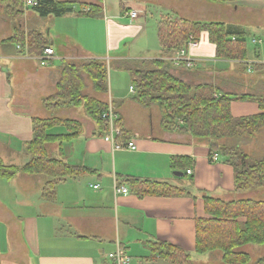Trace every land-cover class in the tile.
Listing matches in <instances>:
<instances>
[{"label": "crops", "instance_id": "0c3cea01", "mask_svg": "<svg viewBox=\"0 0 264 264\" xmlns=\"http://www.w3.org/2000/svg\"><path fill=\"white\" fill-rule=\"evenodd\" d=\"M124 1L117 0L111 8L105 2V13L109 12L111 16L102 12V16L95 19L74 14L55 18L50 15L54 19H51L47 35L36 27L27 28L26 24L38 20V14L31 8H24V14L14 18L16 24L12 22L10 33L0 37V161L16 166L26 163L31 157L26 144L33 137L32 119L56 116L79 121L81 131L68 137L71 132L65 126L49 128L47 134L62 136L64 140L48 143V154L68 164L93 170L91 174L57 183L54 201L41 197L47 180L37 177L41 175L19 172L10 179L0 177V264H115L109 253L117 249L129 259L122 264H168L162 259L145 260L150 254L149 243L154 240L188 251L194 264H224L217 251H196L195 219L206 217L204 194L221 199H228L233 194V167L220 155L218 160L210 161L207 141L196 140L189 133L176 129H163L157 106L159 119L152 111L156 107L141 106L147 112L139 111V104L132 99L134 89L129 69L141 67L144 61L153 58L169 60L171 55V51H164L160 45L155 47L149 42L146 25L149 4L157 3L166 11L165 15L161 11V18L224 22L242 31L248 43L255 38L253 31L264 41V24L261 23L264 1L222 4L217 8L226 19L219 20L210 19L214 5L205 0ZM129 10L137 11L136 18L124 15ZM241 12L258 16L260 23L256 21L258 26L253 27L254 30L236 22L234 16ZM50 16L46 18L50 20ZM15 28L24 34L28 30L43 34L46 46L52 47L55 53L48 64L41 65L35 54L25 55L18 51L15 45L19 42L6 40ZM98 31L103 39L101 50L92 46L98 38L94 33ZM126 41H130L131 46L127 51L121 50ZM6 42L11 44L13 51ZM189 53L194 59L193 66L185 69L170 64L171 74L190 85L210 84L219 92L264 96V79L258 78H264L261 74L264 67H254L255 64L264 65V43L248 48L245 60H227L216 57L215 45L210 42L207 31H202L198 45ZM105 58L109 63L118 62L111 71L112 77L111 73L107 75L106 96L102 93L103 96L98 97L86 77L82 93L87 90V95L83 93L85 96L113 107L127 133L126 140L117 139L120 131L117 127L113 138L116 142L134 141L136 148L133 150H114L112 143L104 140L108 132L102 133L86 112L77 114L75 106L68 101L49 107L50 111L43 102L56 91L65 64H79L89 59L106 62ZM128 63L133 67H127ZM238 63L244 65L243 69L236 66ZM242 70L258 76L241 74ZM117 72H124L126 81H130L125 95L117 83L118 79L124 82V77L117 76ZM234 87L241 91L237 92ZM230 112L234 117H247L264 113V109H260L255 100L234 99L230 103ZM262 134L264 126L250 137L253 146L249 148H245L249 139L245 140L243 136L227 142L252 158H263L264 137H259ZM258 137L259 141H256ZM172 158L183 159L176 160L172 167ZM188 169L191 170L189 174ZM125 177L167 181L186 188L191 195L138 197L124 181ZM121 186L127 187L128 191L116 192L115 189ZM255 192L264 195V187ZM245 246L239 250L250 256L248 249H242ZM251 246L252 251H256L264 244ZM260 258H264V254L256 260Z\"/></svg>", "mask_w": 264, "mask_h": 264}, {"label": "trees", "instance_id": "16d2710c", "mask_svg": "<svg viewBox=\"0 0 264 264\" xmlns=\"http://www.w3.org/2000/svg\"><path fill=\"white\" fill-rule=\"evenodd\" d=\"M31 9L40 17H61L66 14L95 18L102 12L101 1L98 3L79 4L88 8L75 10L74 0H36ZM213 4L240 3L244 0H207ZM264 1V0H263ZM24 0H0L5 12L10 17H21L24 14ZM157 39L164 51H173L185 45L191 36L198 40L202 31H207L210 42L215 45L217 58L227 60H245L248 46L244 33L232 28L224 22L193 21L180 17L161 18L156 26ZM9 42H27L28 51L38 55L46 46V40L39 31L28 30L26 34L15 28L13 34L6 39ZM170 60L153 58L143 62L141 67L129 69L131 84L134 89L133 100L144 108L157 106L161 115L163 129H176L189 133L199 141H207L209 153H217L233 167L234 191L243 193L264 185V157L253 159L236 145L221 143L222 139L240 137L245 133L254 135L264 126V113L247 117H234L230 112L232 100H255L260 109H264V96L252 94H230L219 92L210 84L190 85L169 72ZM255 68L264 65L255 64ZM83 73L92 82L97 92L107 90V65L100 59H89L81 64L68 63L61 70L56 84V91L46 97V107H52L68 101L74 106L82 105L87 115L99 126L100 131L108 132V123L101 115L108 104L95 98L85 96ZM33 137L27 142L26 150L30 159L21 166L4 164L0 161V177L10 179L16 173L47 176L41 197L46 201L55 200V187L60 181L91 174L93 170L71 165L61 158L51 157L47 152V144L61 142L62 136H51L46 131L62 125L70 130L68 137L81 131L79 121L72 118L50 116L32 119ZM120 129L117 139L126 140L127 133L121 127L120 119L115 121ZM62 137V138H61ZM67 138V137H65ZM172 158L171 166L176 160ZM133 192L138 197L145 195L182 196L191 195L186 188L178 187L167 181L125 177ZM206 217L195 219V247L197 252L217 251L224 264H248L250 256L239 249L247 244H264V200L251 197L238 199H221L208 194L203 195ZM150 254L145 260L162 259L168 264H194L190 253L170 243L154 240L149 243ZM253 264H264V258Z\"/></svg>", "mask_w": 264, "mask_h": 264}, {"label": "rangeland", "instance_id": "374dc122", "mask_svg": "<svg viewBox=\"0 0 264 264\" xmlns=\"http://www.w3.org/2000/svg\"><path fill=\"white\" fill-rule=\"evenodd\" d=\"M86 1H89V2H86ZM116 1L117 0H102V3H100L98 0H77L76 1L77 3H75L72 7L75 10H80V9H83L84 10L85 8L82 7L79 4L80 2H84V3H90V2L91 3H98L99 2L101 4V6H103V7L105 6V2H106V4H108L110 6V8H111L113 5H115V2ZM126 1H128V0H126ZM126 1H124V2H126ZM205 1H207V0H205ZM207 2H209V1H207ZM212 5H214V6H212V10H211V13H210V16H211L210 19L211 20L226 19V16L220 12V9L219 8H217V7H221L222 4H212ZM103 7H102V10H103L102 11V14L105 13V7H104V9H103ZM161 11L164 12L163 13L164 15L166 14V11H164L157 3H151V4H149V6L147 8V14H146V16H147V24L146 25L148 27V39H149V42H153V44H154L155 47H159V41L157 39V29H156V26H157V21L161 18V15H160L161 14ZM105 14L111 16V14L109 12L108 13H105ZM53 17H51L50 20H48V18H46V17H38L37 16V19H38L37 21L32 22V23H28V24H26V26L28 25L27 28H34V27H36V28H38V30H40L41 32H43L44 34L47 35L48 26H50V24H52L51 19H54L55 18V17L54 18ZM234 17H235L234 19L236 20L237 23H239V25H242L243 27H247V28H249L251 30H254L253 27L258 26V23H260V21L258 19V16L256 14L250 13V12H241L239 15H235ZM95 18H98V17H95ZM87 21H89V20H87ZM12 22H14L16 24V21L14 20V17H10L9 15H7L6 12H5V10L3 9V7L0 6V37L6 36V34L8 35V33H10V28H11ZM92 23H93L92 25H94L95 22H92ZM261 23L264 24V18L261 19ZM84 28H86V27L84 26ZM101 31H102V29H101ZM101 31H98L97 34L93 32L95 36L98 35V38H97L96 42L92 43V46L93 47H96L98 50L103 49V39L100 36V32ZM251 33L253 34L252 36H254L255 38H258L257 37V34L258 33L254 32V31L251 32ZM262 39H263V37H262ZM6 43L8 45L9 50L13 51V48H12L11 44L8 43V42H6ZM129 46H131L130 41H126L124 44L121 45V50L127 51V47H129ZM247 46H248V48H250V47L251 48L259 47V45L252 44L249 41L247 43ZM263 56H264V54H263ZM104 60L106 61V65H107V75L111 73V77H112V73L113 72H111V71L115 68V66H117L118 62H111V63H109L106 58ZM83 62H81V63H83ZM81 63H79V64H81ZM236 66L237 67H241V69H243V66L244 65H242L241 63H238V64H236ZM127 67H133V66H131L130 63H128L127 64ZM244 71L245 70L240 71L241 74H250L251 77H253L254 75H257L255 73H246V71L245 72ZM115 74L117 76L121 77V78L124 77L123 78L124 79V82L122 81V79H120L121 81L118 79L117 80V83L119 84L120 92L123 95L127 94L126 91L128 90L129 83H130V81H126L127 75L124 74V72H117ZM261 74L264 75V71L261 72ZM85 77L91 81V79L85 73H83L84 83L86 82V80H85L86 78ZM258 78L261 79V80L264 79V78H260V76H258ZM237 88H239V87H237ZM237 88H235V90L237 92H240L241 89H237ZM90 91H92L91 88H90ZM83 93L87 95L88 94V91L87 90H84ZM102 93L104 94V92H98L96 95H98V97L99 96H103ZM230 94L242 95V93H230ZM104 96H106V94H104ZM139 106H137L138 109H140L139 111H142V113L147 112L146 109L142 108L141 106L139 107ZM153 107H156V106H153ZM74 108H76L75 111H78V112H76L77 114H79V112H82V113L85 112V109L83 108L82 105L75 106ZM47 109L49 111L51 110L49 108H47ZM152 111H154V114L156 115L157 119H159V116L160 115H159V111H158L157 107L156 108H153ZM254 135H252V136H254ZM242 136L244 137L245 140H248L249 139L247 141V143H249V144L245 148L252 147L253 145H251V143H250L251 142L250 141L251 140L250 139L251 135L245 133ZM259 137H260V139H262L264 137V135L262 134V136L260 135ZM259 137H258V139L256 141H259ZM228 139H231V138H228ZM228 139H222L221 140V143L227 144V145H232V144H229L230 142L229 143L227 142ZM252 156L255 157L256 155H252ZM260 156H262V155H259L258 157H260ZM1 157L3 159L5 158L4 155H1ZM253 159H256V158H253ZM258 159H260V158H258ZM37 177H41L42 180H45V178L48 179L47 176H43V175L37 176ZM262 187H264V185H262L260 187H257L254 190H251L249 192H243V193H239V192H235L234 191L233 194L230 195V198H228V200L238 199L240 197H251V198H254L255 200H262V199H264V195L257 194V192H255L256 190L259 191V189H261ZM251 245H256V244H247L245 246V248H242V249H248V251L251 254L250 255V262L248 264H253L255 262L257 256H260V255H263L264 254V246H260L261 248H258L256 251H252V248H251L252 246Z\"/></svg>", "mask_w": 264, "mask_h": 264}, {"label": "built area", "instance_id": "2783aa9c", "mask_svg": "<svg viewBox=\"0 0 264 264\" xmlns=\"http://www.w3.org/2000/svg\"><path fill=\"white\" fill-rule=\"evenodd\" d=\"M36 4V0H24L23 2L24 8H32ZM84 11H88V8H85ZM124 15L129 18H136L137 11L129 10ZM250 42L255 45H262L264 43L263 39L260 38H251ZM197 45L198 40H195L193 37L190 36L183 47L171 51L169 60L172 65L177 68H191L194 64V59L190 55L189 50L196 47ZM15 47L21 53L25 55H30V52L28 51L27 47V42L24 45H22L21 43H16ZM54 54L55 53L52 47L45 46L38 55L34 56H36L40 64L44 66L50 62ZM250 64L251 63H248V68H251ZM101 117L108 123V133L104 135V140L112 143L114 150H133L136 148V145L132 140L126 142H116L114 140L113 135L118 131L114 123L118 119V115L115 113L113 107L108 106L107 110L102 113ZM218 157L219 155L217 153H212L211 155H209L210 161H216L218 160ZM186 172L189 174L191 173V170L188 169ZM94 187H97V185H95ZM115 190L116 192L121 193H126L128 191L127 187L124 186L118 187ZM109 257L115 262V264L127 263L129 261L128 257L123 254V251L121 249H117L115 252L109 253Z\"/></svg>", "mask_w": 264, "mask_h": 264}]
</instances>
